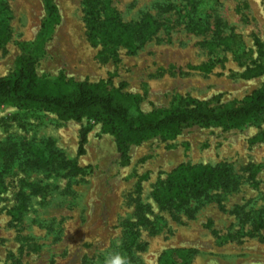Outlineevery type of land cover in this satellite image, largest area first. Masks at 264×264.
I'll use <instances>...</instances> for the list:
<instances>
[{
    "label": "rangeland",
    "instance_id": "1",
    "mask_svg": "<svg viewBox=\"0 0 264 264\" xmlns=\"http://www.w3.org/2000/svg\"><path fill=\"white\" fill-rule=\"evenodd\" d=\"M52 1L59 22L36 50L43 1L4 0L10 19L0 76L30 56L48 81L100 83L130 94L145 113L236 102L264 80V70L240 75L253 62L264 67V0H111L123 20L149 17L158 25L134 51L121 45L106 58L88 40L81 0ZM0 141L19 149L0 178V264H103L115 252L130 264H160L179 249L191 250L189 264H264V114L237 128L194 125L173 138L152 137L130 145L123 163L100 120L5 103ZM30 146L46 157L58 151L80 170L58 167L56 156L31 166ZM180 162H223L232 177L181 206L158 200ZM255 164L261 168L251 178L246 167Z\"/></svg>",
    "mask_w": 264,
    "mask_h": 264
},
{
    "label": "trees",
    "instance_id": "2",
    "mask_svg": "<svg viewBox=\"0 0 264 264\" xmlns=\"http://www.w3.org/2000/svg\"><path fill=\"white\" fill-rule=\"evenodd\" d=\"M42 1L45 15L33 43L36 50L41 48L54 25L59 22V13L54 2ZM81 4L88 40L92 45L100 46L98 56L104 55V58L115 57L117 48L121 45L134 51L151 37L158 25L149 17L136 21L123 20L111 5V0H81ZM9 19L7 5L4 0H0V45L8 37ZM15 64L10 75L0 76V105L9 103L43 109L61 119L87 117L100 120L103 131L114 136L123 163L128 161L127 151L130 145L140 144L152 137L173 138L181 129L194 125L237 128L256 121L264 114V80L259 87L236 102L212 106L205 101H196L189 107L158 109L145 113L133 108V97L130 94L110 93L100 83L81 81L72 88H65L62 75L48 81L36 74L30 56L18 58ZM203 68H208V65ZM263 70L261 63L253 62L240 75L243 78H252L260 75ZM85 140L86 131L82 130L78 141V154L83 152ZM29 151L36 157L31 166L48 165L51 159H55L53 156H56L58 167L71 171L80 170L74 159H68L58 151H49L50 156L47 157L42 149L30 146ZM18 154L19 149L15 144L0 141V178L3 168H7ZM41 158H45L42 163ZM260 168V164L246 167L251 178ZM231 177L230 167L223 162L214 165L180 162L166 175L156 196L162 202L181 206L216 185L227 186ZM258 225L264 226V221H259ZM192 256L190 249L174 250L160 264H189Z\"/></svg>",
    "mask_w": 264,
    "mask_h": 264
},
{
    "label": "clouds",
    "instance_id": "3",
    "mask_svg": "<svg viewBox=\"0 0 264 264\" xmlns=\"http://www.w3.org/2000/svg\"><path fill=\"white\" fill-rule=\"evenodd\" d=\"M103 264H130V261L127 256L115 252L108 254L105 257Z\"/></svg>",
    "mask_w": 264,
    "mask_h": 264
}]
</instances>
